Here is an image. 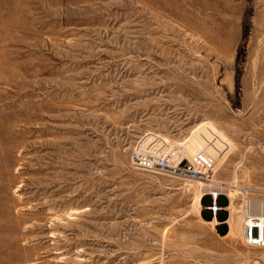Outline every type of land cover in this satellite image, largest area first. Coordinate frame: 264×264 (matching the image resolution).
Instances as JSON below:
<instances>
[{
  "label": "rangeland",
  "instance_id": "1",
  "mask_svg": "<svg viewBox=\"0 0 264 264\" xmlns=\"http://www.w3.org/2000/svg\"><path fill=\"white\" fill-rule=\"evenodd\" d=\"M160 144L215 170L134 166ZM245 210L264 212V0H0V264H264Z\"/></svg>",
  "mask_w": 264,
  "mask_h": 264
},
{
  "label": "built area",
  "instance_id": "2",
  "mask_svg": "<svg viewBox=\"0 0 264 264\" xmlns=\"http://www.w3.org/2000/svg\"><path fill=\"white\" fill-rule=\"evenodd\" d=\"M184 145H141L135 148L131 161L135 167L177 173L181 176H191L207 179L214 172L217 160L208 151L198 152L191 156L185 153ZM209 155V156H208ZM191 156V159L187 158ZM213 157L212 160L210 157ZM218 157V156H215ZM221 195L213 193L214 206L212 212H217L216 200ZM243 238L247 246L264 248V212L245 210Z\"/></svg>",
  "mask_w": 264,
  "mask_h": 264
},
{
  "label": "bare ground",
  "instance_id": "3",
  "mask_svg": "<svg viewBox=\"0 0 264 264\" xmlns=\"http://www.w3.org/2000/svg\"><path fill=\"white\" fill-rule=\"evenodd\" d=\"M212 195H213V194H212ZM216 195L218 196V194H216ZM231 204L233 205L232 201H231ZM232 207H233V206H232ZM233 208H234V207H233ZM257 208H258V207H257ZM219 209H220V208H219ZM219 209H218V210H219ZM221 209H223V210H226V211H227L229 208H228V207H224V208H221ZM231 209H232V208H231ZM233 210H234V209H233ZM233 210H232V211H233ZM231 214H232V213H231ZM237 217H238V216H236V218H237ZM236 218H234V219H236ZM239 218H240V217H239ZM239 218H237L236 220H238ZM230 219H231V218H230ZM241 219H242V217L239 219V221H240V222L236 221V224H235V222H233L235 225H234V224L232 225V223L230 222V223H231V225H232V229H234V228H235V226H237V225H238V223H241ZM228 220H229V219H228ZM228 220H227L225 223H227V222H228ZM230 221H231V220H230ZM212 222H213V223H217V224H218V220H217V219H215V218H213ZM237 222H238V223H237ZM228 223H229V222H228ZM242 223H243V222H242ZM241 225H242V224H240V226H241ZM240 226H239V227H240ZM242 226H243V225H242ZM230 227H231V226H230ZM237 227H238V226H237ZM239 229H240V228H239ZM239 229L237 228V230H239ZM234 230L236 231V229H234ZM234 230H233V231H234ZM241 233L243 234L242 230H241Z\"/></svg>",
  "mask_w": 264,
  "mask_h": 264
}]
</instances>
